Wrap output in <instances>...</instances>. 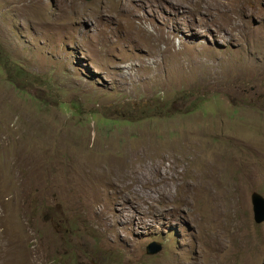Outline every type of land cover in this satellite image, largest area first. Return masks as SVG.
<instances>
[{
  "label": "rangeland",
  "instance_id": "obj_1",
  "mask_svg": "<svg viewBox=\"0 0 264 264\" xmlns=\"http://www.w3.org/2000/svg\"><path fill=\"white\" fill-rule=\"evenodd\" d=\"M254 191L264 0H0V264H264Z\"/></svg>",
  "mask_w": 264,
  "mask_h": 264
},
{
  "label": "water",
  "instance_id": "obj_2",
  "mask_svg": "<svg viewBox=\"0 0 264 264\" xmlns=\"http://www.w3.org/2000/svg\"><path fill=\"white\" fill-rule=\"evenodd\" d=\"M250 202L252 206L253 220L256 223H262L264 221V197L254 191L251 193ZM146 253L155 254L161 250V244L157 241H151L146 246Z\"/></svg>",
  "mask_w": 264,
  "mask_h": 264
},
{
  "label": "bare ground",
  "instance_id": "obj_3",
  "mask_svg": "<svg viewBox=\"0 0 264 264\" xmlns=\"http://www.w3.org/2000/svg\"><path fill=\"white\" fill-rule=\"evenodd\" d=\"M209 171V170H208Z\"/></svg>",
  "mask_w": 264,
  "mask_h": 264
}]
</instances>
